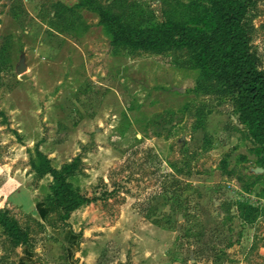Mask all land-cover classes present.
I'll list each match as a JSON object with an SVG mask.
<instances>
[{
	"label": "rangeland",
	"instance_id": "1",
	"mask_svg": "<svg viewBox=\"0 0 264 264\" xmlns=\"http://www.w3.org/2000/svg\"><path fill=\"white\" fill-rule=\"evenodd\" d=\"M98 8L207 27L201 0H0V211L29 237L0 227V264H258L264 169L231 98L198 93L185 48L114 46ZM247 25L264 70V0ZM42 158L85 204L50 210ZM238 203L263 212L245 224Z\"/></svg>",
	"mask_w": 264,
	"mask_h": 264
},
{
	"label": "trees",
	"instance_id": "2",
	"mask_svg": "<svg viewBox=\"0 0 264 264\" xmlns=\"http://www.w3.org/2000/svg\"><path fill=\"white\" fill-rule=\"evenodd\" d=\"M201 2L206 5L203 14L206 29L183 23L180 20L182 15L174 9L167 12L168 23L160 27L149 26L144 17L135 18L125 10L110 13L98 8L97 12L112 44L122 50L141 49L159 53L169 49H187V57L181 58V64L197 67L201 71L196 81L198 93L231 98L237 123L247 130L258 147L259 166L264 169V70L258 68L247 25L253 0ZM59 7L62 11L55 13L57 17L64 12L72 13L70 8L61 4ZM235 130L238 131V128L235 127ZM41 164L37 174H49L52 178L47 198L51 211L60 210L66 216L87 202L67 182L71 166L56 171L49 167L45 158H42ZM235 207L238 218L245 224L254 223L263 212L240 203ZM230 208L226 207L225 211L228 213ZM0 227L13 249L28 244V234L7 211H0Z\"/></svg>",
	"mask_w": 264,
	"mask_h": 264
},
{
	"label": "crops",
	"instance_id": "3",
	"mask_svg": "<svg viewBox=\"0 0 264 264\" xmlns=\"http://www.w3.org/2000/svg\"><path fill=\"white\" fill-rule=\"evenodd\" d=\"M263 202H264V200H263ZM257 251H258V255H260V257H261V258H259L258 264H264V247H260L259 249H257ZM160 264H172V262L169 260H166V261L164 260ZM173 264H181V261L177 260Z\"/></svg>",
	"mask_w": 264,
	"mask_h": 264
},
{
	"label": "water",
	"instance_id": "4",
	"mask_svg": "<svg viewBox=\"0 0 264 264\" xmlns=\"http://www.w3.org/2000/svg\"><path fill=\"white\" fill-rule=\"evenodd\" d=\"M259 171H263V169H262V168H256V169H255V172H256V173L259 172ZM190 260L194 262L193 257H190Z\"/></svg>",
	"mask_w": 264,
	"mask_h": 264
}]
</instances>
